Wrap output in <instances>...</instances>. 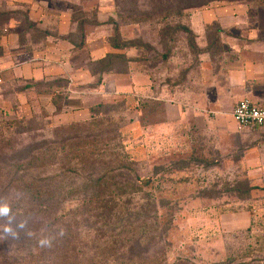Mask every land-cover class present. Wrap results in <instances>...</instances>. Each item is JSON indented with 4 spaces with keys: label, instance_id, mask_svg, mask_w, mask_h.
<instances>
[{
    "label": "rangeland",
    "instance_id": "374dc122",
    "mask_svg": "<svg viewBox=\"0 0 264 264\" xmlns=\"http://www.w3.org/2000/svg\"><path fill=\"white\" fill-rule=\"evenodd\" d=\"M6 1L0 0V11L9 8ZM47 1L38 4L37 20H70L65 42L70 38L78 45L84 36V45L75 51L86 47L87 38L90 42L72 62L82 69L77 76L84 80V90H98L97 61L123 54L111 46L115 29L122 42L136 41L152 50L145 53L148 63L140 70L132 64L128 73H121L129 63L116 60L119 71L103 73L104 95L88 97L89 105H97L96 116L84 121L58 123L61 101L41 106L38 96L46 94L37 93L36 108L35 89L23 83L16 84V96L2 98L0 197L9 198L18 219L29 218L28 229L36 235L21 232L19 239L0 238V264H264V184H250L257 178L241 168L239 153L221 147L213 134L217 127H231V112L218 114L221 124L209 108L200 109L201 116L195 106L183 113L178 100L168 96L171 80L164 83L166 93L147 107L138 109L129 96L135 82L141 84V97L155 95L150 90L165 76L177 82L172 75L178 64L185 71L198 69L201 54L209 64L208 53L223 64L222 39L214 46L213 35L227 27L239 36L255 34L264 26V0ZM16 2L10 10L20 19L25 8ZM158 22L164 24L160 30L153 25ZM187 39L191 48L185 51ZM166 41L163 47L176 57L161 65L165 73L158 74L156 54ZM193 44L203 50L212 45L208 53L197 54ZM25 91L21 102L18 96ZM76 131L81 143L64 142ZM53 139L58 144L45 143ZM97 140L104 145H96ZM83 143L95 144L96 152L91 160L79 161V167L70 166L59 149L54 150ZM98 177L110 181V187H87ZM37 195L42 196L38 201ZM143 220L145 234L134 226ZM45 226L49 231L65 229L51 248L36 242Z\"/></svg>",
    "mask_w": 264,
    "mask_h": 264
},
{
    "label": "crops",
    "instance_id": "0c3cea01",
    "mask_svg": "<svg viewBox=\"0 0 264 264\" xmlns=\"http://www.w3.org/2000/svg\"><path fill=\"white\" fill-rule=\"evenodd\" d=\"M15 1L19 8H25L20 19L13 17L14 14L10 10V5ZM40 1L48 3L47 0H7L9 8L0 11V16L4 19L0 20V103L5 96L17 95L16 84L23 83L34 88L37 84L61 78L67 83L64 93L54 89L46 95H39V104L52 107V103L61 99L62 108L59 115L55 116V121H84L89 118L88 108L91 105L88 97L104 95L102 88L106 86L105 82L98 90L87 91L80 86L84 80L77 76V73L82 69L76 68L72 62L75 61L74 57L89 49L90 42L87 38L86 47L69 51L65 38L70 20H37ZM262 24L264 20H260V25ZM227 28L229 33H222L223 30L219 32L225 50L226 59H223V64L220 63L212 70L208 59L201 54L199 58L202 63L197 66L198 69L193 70L196 68L194 67L188 70L183 86L179 85L177 96L173 95L175 92L166 89L162 80L161 86L150 90H155V95L142 98L155 100L157 95H162L167 90L170 98L178 100L183 113L195 106L196 112L201 116L204 114L200 109L209 108L216 112L215 119L217 123L219 121L218 124L223 121L222 115L218 114L232 113V106L244 99L264 109V26L255 34L242 36L230 32ZM37 29L42 33L38 38ZM98 52L96 50L95 53ZM145 88L149 90V87ZM34 89L32 103L37 108V91ZM138 89L142 90L141 84L135 82L131 97H141ZM26 91L19 94L20 101L27 95ZM230 114L226 116L230 119L231 127H217L213 134L219 138L221 147L226 150L235 148V152L239 153L238 162L241 163V168L247 170L249 177L257 178V181H249L250 184H264V126L252 129L232 127L235 122Z\"/></svg>",
    "mask_w": 264,
    "mask_h": 264
},
{
    "label": "trees",
    "instance_id": "16d2710c",
    "mask_svg": "<svg viewBox=\"0 0 264 264\" xmlns=\"http://www.w3.org/2000/svg\"><path fill=\"white\" fill-rule=\"evenodd\" d=\"M162 22H163V20H162ZM162 22L153 23V25L156 26V27H158L159 30H160V29H162V27H164V24H162ZM139 24H144V23H139ZM80 26H82V25H80ZM186 31H188L187 28H186ZM38 33H40V32H38ZM40 34H42V33H40ZM119 36H120L119 35V32L115 29L111 46L113 48H115V49L122 50L123 51V54H121L120 56H112V55L111 56H106L102 60L97 61V65L99 66L98 69L101 71L100 72V76L98 77V80H97V83H96L97 84L96 85L97 88H99L101 85H103L102 77H101L103 75V73H106L108 71H111L112 68L114 70H116V71H119V70H117L114 67V65L116 63L115 62L116 60H121V64H125V63L128 64L129 63L128 70H127V68H125L122 71H120L121 73H128L129 72V68L132 67V64L133 65L136 64V69L137 70H140L141 67H142L141 65H143L144 63L145 64L148 63L147 62L148 59H147V56H146L145 53L148 51V49L152 50L149 45L148 46L147 45H141V44H139V42H136V41H134V42L124 41V42H122L121 40H119L120 39ZM212 41H214L216 43V44H213L214 46H218L217 44L220 41V38H219V34L217 32L215 33V35H213ZM67 43L71 46L72 50L75 51L76 49L81 48L84 45V36H82L80 38V43L78 45H76L77 44L76 43V40L70 39V38L67 41ZM187 43H188V39H187V42H185V48H186L185 51H188L191 48L190 44L189 43L187 44ZM165 45H167V41L163 45H159L160 47H162V49H161V52L160 53L156 54V59L158 60L157 61L158 66L155 68V72L158 73V74L159 73H162V72L165 73V70H161L163 68L161 65H163V66L164 65H167L168 63H170L169 62L170 60H174L175 57H176L175 56V52L173 50L170 52L169 50H167L166 48L163 47ZM195 45L194 44L192 45L193 46L192 49H194V51H198L197 52V54H198V53H208V49L211 48V45L212 44L210 45V47L207 50H203L202 48H199L197 45L196 46ZM131 53H134V54H131ZM208 54H209V58L211 60L210 66H211L212 70H214L220 64L219 62H220L221 59H220V57H214L213 54L212 55L210 53H208ZM177 59H179V57ZM184 62H186V59L184 60ZM180 67H182V66L178 64V67H177L178 70H175V69L173 70L172 77L175 76L177 78V80H176L177 82H175L173 78H169V76H165V78L163 79L164 82H166V81L168 82L169 80H171V83H173V84H172V86L169 87L170 88L169 91L172 92V93L175 92V94H173L175 96H177L178 89H180L179 88V85L180 86H183V84L185 82V78L188 75V70L185 71V70L181 69ZM175 72H176V74H175ZM144 73L147 74V73H150V72H148L146 69H144ZM148 78L150 79L151 78V75H148ZM160 84H161V82L159 81V83L157 84V86H161ZM60 85L63 86L62 87L63 88L62 90H59L58 89ZM66 85H67V83L64 80H62L61 78L54 79L51 82H45V83L37 84V86L39 88H44V91H40V92H37V93L46 94V93H49L51 90L56 89V88H57L56 90H58L60 93H64L65 88H66ZM37 86H33V87L34 88H37ZM129 96H131V95H129ZM132 97L135 100V103H137L138 109L147 107L149 105L150 101H153V100L146 99V98H142V97H139V96H132ZM138 102H139V104H138ZM95 106H97V105H95ZM95 106H90L88 108L89 118H93V117L96 116V113L97 112L95 111V108H96ZM21 120H23V119H21ZM70 128H76L77 129V126H72ZM79 133H80V131H76L74 134L67 135L66 138H65V140H64V142H72V141H74V142L81 143V141L79 140ZM82 138L87 139V137H82ZM44 142L45 141H43V143ZM45 143H48V145L58 144L57 141H55L54 139L53 140H48ZM95 143H96V145H104L101 140H97ZM59 147H61V148H59ZM62 147H63V149H62ZM92 147H95V144L90 143L88 145V144H84L83 143L81 145H77L76 144V145H74L72 147H70V146L67 147V146H64V145L63 146H60L59 145L54 150L56 152V149H59V152L58 153H60L62 155V157H66V159L69 161L67 163L70 166L79 167V165H77V163L79 161H86V160L89 161V160L92 159V153H95L96 152L94 149H92ZM97 149L99 151V150L104 149V148L98 147ZM39 151H40V147L37 148V152L40 155V152ZM97 155L100 156V153L97 152ZM52 156L55 157V153ZM38 157L39 156H37V158ZM62 157L60 158V160L62 159ZM75 171H72V172H74V175H75ZM109 182L106 181L104 179V177H100V178L98 177L95 180V182H93V183L88 182L89 184H86V185H87V187H91V188H92V186H94L93 188L96 187L97 189H101V187L102 188H109L110 185H111ZM71 183H69L67 185L68 189H69V186H70ZM118 184H119V182H118ZM38 192H39L38 194H40V191H38ZM69 192L72 193L71 191H69ZM41 197L42 196H38L37 195V201L40 200L38 198H41ZM91 205L94 206L95 204L92 202ZM96 210H97V208H96ZM143 221L144 222H141L140 221L139 223H136L134 226H135V229L136 230L141 229L139 231H142V233L145 234L146 231L144 230V228H146V221H147V219H146V221L145 220H143ZM140 237H142V236H140ZM139 240H141V239H139Z\"/></svg>",
    "mask_w": 264,
    "mask_h": 264
},
{
    "label": "clouds",
    "instance_id": "9594fccd",
    "mask_svg": "<svg viewBox=\"0 0 264 264\" xmlns=\"http://www.w3.org/2000/svg\"><path fill=\"white\" fill-rule=\"evenodd\" d=\"M16 198H20L19 193H17ZM28 223L29 218L18 219L13 213L8 197H0V238L19 239L21 232H24L29 237L35 236L36 234L28 229ZM64 234L65 229L63 227H59L55 231H49L45 226L40 230V235L36 238V242L40 248H51L54 241Z\"/></svg>",
    "mask_w": 264,
    "mask_h": 264
},
{
    "label": "built area",
    "instance_id": "2783aa9c",
    "mask_svg": "<svg viewBox=\"0 0 264 264\" xmlns=\"http://www.w3.org/2000/svg\"><path fill=\"white\" fill-rule=\"evenodd\" d=\"M231 116L240 129H252L264 126V109L257 107L246 99L236 104Z\"/></svg>",
    "mask_w": 264,
    "mask_h": 264
}]
</instances>
